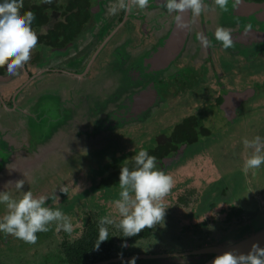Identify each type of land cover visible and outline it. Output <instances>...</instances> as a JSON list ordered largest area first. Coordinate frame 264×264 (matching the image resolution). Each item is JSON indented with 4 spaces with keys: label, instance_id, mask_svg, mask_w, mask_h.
<instances>
[{
    "label": "flooded vegetation",
    "instance_id": "obj_1",
    "mask_svg": "<svg viewBox=\"0 0 264 264\" xmlns=\"http://www.w3.org/2000/svg\"><path fill=\"white\" fill-rule=\"evenodd\" d=\"M2 2L3 0H0V3ZM41 2L42 0L36 4ZM205 2L211 7L200 16L186 14L185 19L190 20L191 30L181 32L176 28L174 14L169 15L166 9L160 6L162 0H150V6L145 10L133 6L131 12L118 10L114 15L110 14L109 9L117 5L118 0L101 1L104 6L98 7L97 10V0H56L55 8L44 10L45 24L32 27L39 37L36 47L39 51H33L31 61L14 77L7 75L6 68H0V126L5 130L15 131L26 125L28 111L35 99L41 95L55 93L66 100L77 96L83 83L93 80L110 62L116 47L124 48L123 50L126 48L132 56L152 50L151 59L155 63L153 67L159 71L153 82L158 96L154 116L157 113L165 115L176 112V109L171 107L177 108L174 104L177 96L205 97L210 103L208 107L218 112L215 117L212 116L210 120H204L201 124L193 115H187L175 122L170 132L171 136H156L155 146L147 152L157 158V166L161 165L160 170L183 157L187 147L186 142L211 139L213 136L209 131L210 127H218V125L228 127L239 119L244 120L254 113L261 112L264 110V100L261 102L256 99L264 97V0H242L241 6L237 9L232 8L234 0H229L228 12H222L212 0ZM35 20L41 22L42 18L39 15ZM100 24H108L109 27L99 38L96 46L92 49L87 45L84 46L85 43L80 46V42L88 38ZM249 24L252 29L245 34V26ZM217 27L231 31L234 39L232 48L224 49L221 43L215 40L214 33ZM200 34L207 36L213 46L205 48L197 38ZM73 45L79 46L66 56L70 62H73L71 69L62 67L65 64L62 63L61 58H58L56 67L42 65L53 51L58 52ZM17 79L21 81L16 83ZM208 112L210 113L209 110ZM133 128L126 130L125 133ZM198 128L202 136L196 132ZM107 142V146L99 150L57 155L34 173L40 172V176L58 177L61 175L59 173L61 168L66 167L75 155L108 152L106 149L116 140L112 138ZM124 157L127 158L125 163L133 161L132 158L129 159L127 153ZM50 163L55 164L53 172L49 170ZM80 163L82 162H79V166ZM115 165L113 163L110 165L112 170L110 174L114 175L118 183L121 169ZM105 181L102 180L101 184ZM101 184L99 188L103 187ZM35 186L31 189L29 186L23 187L25 190L20 191L18 196L14 197L15 194L11 196L19 200L23 192L30 190L36 197L39 191L37 188L34 189ZM256 199L259 206L242 210L243 215L252 214L254 217L249 219V222L244 217L242 224L235 227L240 229L251 223L253 230L248 235L253 234L255 230L258 223L256 217L264 213V198ZM68 206L67 204L66 207ZM56 208L59 206L54 209ZM6 211V206L0 204V218L6 214ZM86 218L80 225L78 222L72 223L71 233L56 231V224H51L48 232L37 233V243L30 245L25 254L21 253L24 257L17 261L10 259L8 253L12 251L10 250L12 245H20L19 239L0 232V264H85L84 262L98 264L118 258L115 257L114 252L119 243L133 241L129 240L130 237L121 240L122 232L109 231V238L114 240L111 257L99 259L100 255L105 253L103 242L98 251V258L91 261L88 258L91 252L88 251L89 245L86 240H89V237L98 240L99 233H89L88 230L90 225L98 228L100 218L98 214ZM149 236L143 239H148ZM213 246H224V244L205 243L202 247ZM14 250L25 251L22 246ZM160 253L173 252L164 249L146 254ZM211 257L201 255L174 259H180L179 264H203Z\"/></svg>",
    "mask_w": 264,
    "mask_h": 264
},
{
    "label": "rangeland",
    "instance_id": "obj_2",
    "mask_svg": "<svg viewBox=\"0 0 264 264\" xmlns=\"http://www.w3.org/2000/svg\"><path fill=\"white\" fill-rule=\"evenodd\" d=\"M25 1L36 3L41 0ZM34 50L39 51L38 48ZM20 81L17 79L15 82ZM259 100L263 102L264 97L256 99ZM174 104L177 108H171L176 109V112L165 115L157 113L151 118L152 121L144 122L140 127H127L110 135L108 140L115 138L116 142L106 149L108 152L75 155L66 167L61 168L60 176L41 177L40 172L33 173L24 180V187L33 188L36 185L34 189L39 191L36 197H49L46 206L53 209L59 206L74 224L78 222L80 225L85 222L86 216L93 217L96 214L99 218L109 216L118 222L120 217L114 201L120 198L121 189L114 175L110 174V165L116 164L121 169L127 159L124 157L126 153L130 159L140 150H151L155 146L156 136H171L175 122L187 115H193L201 124L218 113L208 107L210 103L205 97L177 96ZM130 128L133 129L125 133ZM209 129L213 136L211 139L186 142L183 157L161 170L175 181V186L163 201L166 208L163 222L150 230L148 239L119 243L114 252L115 257H119L120 253L123 257L156 253L164 249L167 252H186L198 249L205 243L226 245L251 233V223L240 229L235 227L242 224L244 217L248 222L254 217L252 214L243 215L242 210L259 206L256 198H264V165L247 174L243 172L244 160L251 150H246L242 141L245 138L251 140L257 135L264 138V110L244 120L239 119L228 127L218 125ZM200 131L198 128L196 132L202 136ZM79 162H82L80 166ZM160 166L158 164V170ZM48 167L53 172L55 164L50 163ZM104 179L107 183L99 188ZM61 187H67V193L61 192ZM54 195L59 199H55ZM108 227L109 231L121 232L113 226ZM19 242L20 245H12V251L8 253L13 261L24 257L31 247L21 240ZM125 243L127 247L122 248L121 245ZM21 246L25 251L14 250ZM21 253H24L23 256ZM178 261L180 259L174 258L141 260L136 261V264H179Z\"/></svg>",
    "mask_w": 264,
    "mask_h": 264
},
{
    "label": "water",
    "instance_id": "obj_3",
    "mask_svg": "<svg viewBox=\"0 0 264 264\" xmlns=\"http://www.w3.org/2000/svg\"><path fill=\"white\" fill-rule=\"evenodd\" d=\"M101 1L109 0H97L96 10L104 6ZM108 27V24L98 25L88 38L80 42V46L85 43L84 46L90 49L95 47ZM78 46L53 51L42 65L56 67L58 58H61L65 64L62 67L71 69L73 62L66 56ZM123 49L115 48L110 62L93 80L83 83L77 96L66 100L60 94L41 95L30 107L26 125L15 131L0 126V192L16 197L20 191H14L15 182L25 180L57 155L102 149L117 130L137 126L152 118L158 100L153 82L159 73L153 67L152 50L132 56L126 48ZM256 219L258 223L253 234L224 246L187 252L137 254L98 264L128 262L133 257L138 261L201 255L212 256L203 263L212 264L217 256L228 251L247 254L254 243L264 248V213Z\"/></svg>",
    "mask_w": 264,
    "mask_h": 264
},
{
    "label": "clouds",
    "instance_id": "obj_4",
    "mask_svg": "<svg viewBox=\"0 0 264 264\" xmlns=\"http://www.w3.org/2000/svg\"><path fill=\"white\" fill-rule=\"evenodd\" d=\"M44 4L52 5L54 0H42ZM222 12H228L229 0H212ZM242 0H234L233 9L241 6ZM136 6L145 10L150 6V0H118L109 12L116 14L118 10L131 12ZM160 6L164 7L169 15L174 14L177 30L190 31V20L185 19L186 14L200 16L202 12L211 7L205 0H162ZM24 0H3L0 3V68H6L9 77L17 76L20 70L32 59L33 50L37 47L39 37L32 28L36 19L34 12L25 11ZM252 26L246 25L244 32L247 34ZM215 40L220 42L224 49L234 46V39L230 30L217 27ZM205 48L212 47V41L205 35L197 37ZM246 150H251L243 163V172L259 169L264 165V138L255 136L249 140L243 139ZM134 168L121 167L119 176L120 198L114 201V207L120 219L117 222L109 216L98 220L99 236L95 243V250L99 251L100 245L109 239V227L113 226L122 232L124 237L137 236L145 229H152L164 220L166 208L163 201L175 186L173 177L157 169V158L145 150H140L133 155ZM254 174V173H253ZM25 181L15 182V189L21 191ZM60 191L67 193V187ZM55 199H59L54 195ZM47 196L35 197L29 190L23 192L22 197L14 199L8 192H0V204L6 206V214L0 219V232L11 235L24 243L35 245L38 240L37 233H46L50 225L56 224V231L71 233L73 224L70 217L60 208L46 206ZM126 248L127 244H122ZM122 256V253L119 254ZM128 264H136L133 257ZM212 264H264V248L259 244H252L247 254H238L235 250L217 256Z\"/></svg>",
    "mask_w": 264,
    "mask_h": 264
},
{
    "label": "trees",
    "instance_id": "obj_5",
    "mask_svg": "<svg viewBox=\"0 0 264 264\" xmlns=\"http://www.w3.org/2000/svg\"><path fill=\"white\" fill-rule=\"evenodd\" d=\"M56 7V0H54V3L52 5H47V4H44L43 2H41V4H36V3H27V1L24 2V7L23 9H21V14H23V12L25 11H32L34 12L35 16L39 17V15L41 16L42 18V21L39 22V21H36L34 20L33 21V24H32V27L33 26H37V25H44L45 24V12L44 10L46 9H53ZM116 166V165H115ZM124 166H127L129 167L130 169H133L134 168V162L133 161H128L124 164ZM123 166V167H124ZM107 182H103L101 184V186H104ZM150 230L151 229H145L143 230L141 233H139L137 236H134V237H130L129 240H133V241H137L139 239H143V238H147L150 234ZM89 233H99V229L98 228H94L92 225H90V228L88 230ZM121 240H124V236L122 235L121 237ZM97 239L94 240V237H89V240H86V243L89 245L88 246V251L91 252L88 256V258H90V260H94V259H97L98 258V251L94 250V246H95V243H96ZM114 240L109 238L105 243V250H104V255H100V258L99 259H103V258H110L111 257V249H112V242ZM86 264V262H84Z\"/></svg>",
    "mask_w": 264,
    "mask_h": 264
}]
</instances>
